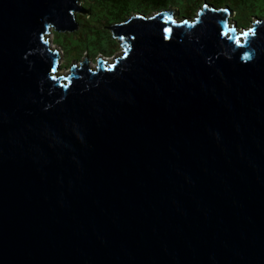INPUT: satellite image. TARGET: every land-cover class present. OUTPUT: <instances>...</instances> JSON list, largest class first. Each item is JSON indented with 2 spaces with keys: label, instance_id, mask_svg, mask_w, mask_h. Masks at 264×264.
Instances as JSON below:
<instances>
[{
  "label": "water",
  "instance_id": "95a60500",
  "mask_svg": "<svg viewBox=\"0 0 264 264\" xmlns=\"http://www.w3.org/2000/svg\"><path fill=\"white\" fill-rule=\"evenodd\" d=\"M86 12L0 0V264H264V20L135 15L62 76Z\"/></svg>",
  "mask_w": 264,
  "mask_h": 264
},
{
  "label": "trees",
  "instance_id": "16d2710c",
  "mask_svg": "<svg viewBox=\"0 0 264 264\" xmlns=\"http://www.w3.org/2000/svg\"><path fill=\"white\" fill-rule=\"evenodd\" d=\"M80 3L87 11L77 15L80 29L74 33H53L55 44L64 50L68 62L116 54L122 46L109 28L135 15L151 17L173 10L178 20L194 19L207 4L216 9H231L234 16L230 20L242 30L250 27L254 19L264 20V0H80Z\"/></svg>",
  "mask_w": 264,
  "mask_h": 264
},
{
  "label": "rangeland",
  "instance_id": "374dc122",
  "mask_svg": "<svg viewBox=\"0 0 264 264\" xmlns=\"http://www.w3.org/2000/svg\"><path fill=\"white\" fill-rule=\"evenodd\" d=\"M234 16V15H233ZM233 16L231 17L233 19ZM83 17H81L82 19ZM231 19V20H232ZM253 22L255 23L256 20L254 19ZM231 23V22H230ZM252 23L250 25V27L254 24ZM250 27H247V30L250 28ZM237 32L238 33H243V30L242 29H239L237 28ZM50 47L51 49H59L60 51V57H61V60H60V66H61V70L59 71L58 74L60 75H67L70 71H71V68L73 67V65H78L80 66L82 63H84L85 61V58L84 57H81L80 59L76 60V58H74L73 61H70L68 62V59L65 57L64 55V50H62L59 46H57L54 42V35L53 33L50 34ZM122 46V45H121ZM123 55V51H122V47L118 49L117 53L110 56V57H104L102 55H97L95 57V59H89L90 57H87V62H88V66L89 67H92V68H96L98 66V61L100 60H103V61H107L109 63H112L117 57H120ZM64 66V67H63Z\"/></svg>",
  "mask_w": 264,
  "mask_h": 264
},
{
  "label": "clouds",
  "instance_id": "9594fccd",
  "mask_svg": "<svg viewBox=\"0 0 264 264\" xmlns=\"http://www.w3.org/2000/svg\"><path fill=\"white\" fill-rule=\"evenodd\" d=\"M174 15H175V16H174L175 19H177V15H176V13H175ZM183 19H184V18H183ZM177 20H178V19H177ZM180 20H182V19H180ZM180 20H179V21H180ZM230 22H231V24H232L233 26H235L234 23H233L231 20H230ZM255 23H257V21H256ZM255 23H254V24H255ZM254 24H253L249 29H251V28L254 26ZM249 29H248V30H249ZM246 30H247V29H246ZM243 31H244V30H243ZM60 60H61V57H60ZM98 62H99V61H98ZM105 62H107V61H105ZM107 63H109V62H107Z\"/></svg>",
  "mask_w": 264,
  "mask_h": 264
},
{
  "label": "snow or ice",
  "instance_id": "6c2138e0",
  "mask_svg": "<svg viewBox=\"0 0 264 264\" xmlns=\"http://www.w3.org/2000/svg\"><path fill=\"white\" fill-rule=\"evenodd\" d=\"M169 31H171V29H169ZM233 31H235V30L233 29ZM252 34H254V31H251V32H245V33H243L242 35H243L245 38H247L249 35H252Z\"/></svg>",
  "mask_w": 264,
  "mask_h": 264
}]
</instances>
